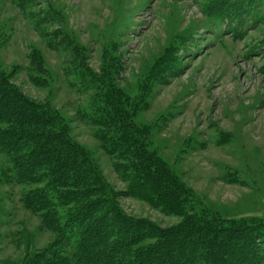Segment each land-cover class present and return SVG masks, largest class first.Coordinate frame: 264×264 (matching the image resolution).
Listing matches in <instances>:
<instances>
[{
    "label": "rangeland",
    "instance_id": "1",
    "mask_svg": "<svg viewBox=\"0 0 264 264\" xmlns=\"http://www.w3.org/2000/svg\"><path fill=\"white\" fill-rule=\"evenodd\" d=\"M17 2L0 0V71L58 115L120 214L156 231L191 216L264 223V0ZM82 73L124 94L144 147L184 192L176 214L133 196L135 173L109 157L95 128L80 120L79 110L103 92L93 77L94 85H81ZM9 168L0 153V264H24L50 250L68 255L63 222L48 227L25 202L47 189L46 180L19 184ZM255 244L262 250L264 240Z\"/></svg>",
    "mask_w": 264,
    "mask_h": 264
},
{
    "label": "trees",
    "instance_id": "2",
    "mask_svg": "<svg viewBox=\"0 0 264 264\" xmlns=\"http://www.w3.org/2000/svg\"><path fill=\"white\" fill-rule=\"evenodd\" d=\"M17 1L20 6H34V0ZM87 74L79 75L81 85L97 81L103 92L90 101L87 110H79L80 120L95 128L109 157L122 158L126 168L135 173L133 196L176 214L181 206L176 198L184 192L172 183L164 163L144 147L142 133L129 120L130 109L121 102L124 94ZM68 134L53 110L27 99L0 71V153L19 184L46 180L47 189L27 195L25 202L34 212L44 214L48 227L58 229L63 222L59 232L70 250L66 256L54 250L38 253L24 264H264V247L261 250L255 244L264 240V223L260 221L216 223L191 216L166 231L137 226L106 196L89 154ZM133 160L139 164L132 165ZM94 193L104 200L89 199ZM55 207L64 209V216L57 214ZM118 227L125 231L120 233ZM144 237L150 240L148 245L126 252Z\"/></svg>",
    "mask_w": 264,
    "mask_h": 264
}]
</instances>
